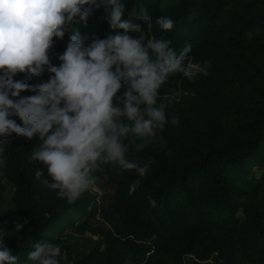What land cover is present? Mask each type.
I'll list each match as a JSON object with an SVG mask.
<instances>
[{
	"label": "trees",
	"instance_id": "1",
	"mask_svg": "<svg viewBox=\"0 0 264 264\" xmlns=\"http://www.w3.org/2000/svg\"><path fill=\"white\" fill-rule=\"evenodd\" d=\"M118 2L122 19L141 25L132 36L169 41L177 54L190 44L185 65H200L207 75L169 76L160 99L173 90L181 95L166 110L168 123L156 130L162 143L155 135L141 151L131 147L126 153L129 162L148 166L146 174L115 162L101 164L94 174L95 185L112 191L107 202L90 190L72 203L59 197L48 186L46 167L32 159L38 135L0 137V158L6 161L0 200L6 179L14 185V210L23 225L17 230V223L5 220L0 205V241L17 264L45 241L60 246V264H184L187 253L195 257L190 264H264V173H252L253 166L264 165V0ZM85 7L86 21L77 18L64 38H53L52 65L62 63L58 57L75 29L86 44L114 31L107 0ZM141 9L150 23L140 18ZM161 16L173 20L171 30L156 23ZM51 75L45 66L40 76L18 73L14 79L38 85ZM173 115L178 125L171 124ZM10 118L25 126L18 116ZM37 171L43 172L39 178ZM64 228L72 230L55 238Z\"/></svg>",
	"mask_w": 264,
	"mask_h": 264
},
{
	"label": "clouds",
	"instance_id": "2",
	"mask_svg": "<svg viewBox=\"0 0 264 264\" xmlns=\"http://www.w3.org/2000/svg\"><path fill=\"white\" fill-rule=\"evenodd\" d=\"M107 3L114 31L86 44L75 29L58 57L62 63L55 66L48 55L53 38H64L66 26L74 25L77 18L86 21L85 6L96 0H0V137L38 135L41 143L32 159L46 167L48 186L69 203L95 186L94 174L102 171L101 164L115 162L143 177L148 166L129 162L126 153L131 147L141 151L168 123L166 110L181 93L173 90L161 100V87L177 72L189 80L201 72L207 75L200 65H185L190 44L177 54L169 41L134 37L131 33L140 32L141 25L122 19L124 6L118 0ZM140 18L151 22L145 9ZM156 23L166 31L174 27L166 16ZM45 66L53 74L47 82L30 85L14 79L18 73L28 79L40 76ZM25 90L35 94L21 96ZM170 122L178 125L179 120L173 115ZM5 167L0 158V169ZM41 175L36 172L37 178ZM138 183L129 186L130 194ZM149 203L156 205L154 199ZM15 227L20 230L23 225ZM59 257L60 246L36 243L27 259L31 264H60ZM17 260L0 241V264H17Z\"/></svg>",
	"mask_w": 264,
	"mask_h": 264
},
{
	"label": "rangeland",
	"instance_id": "3",
	"mask_svg": "<svg viewBox=\"0 0 264 264\" xmlns=\"http://www.w3.org/2000/svg\"><path fill=\"white\" fill-rule=\"evenodd\" d=\"M157 137V140L159 143H162V139L160 138L157 133L155 134ZM252 173H255L256 175H262L264 173V165H255L252 168ZM4 182V188L1 192L2 198L0 200V205L2 207L1 213L4 216V219L12 222V223H17L19 218L17 217V213L14 210V204H13V195H14V185L12 182L7 181L6 179H3ZM92 193L95 194V197L97 200L101 202H107L111 200L112 198V191L110 188H101L97 185H95L93 188L90 189ZM72 229L70 228H64L62 232L59 234L55 235V238L60 236L61 238H65L69 232H71ZM83 235L90 236V232L86 231ZM92 237H97V235H91ZM49 243L48 241H45L43 244ZM192 256L188 254L187 256H184V262L185 264H190L192 261ZM19 264H31L30 261L28 260H23Z\"/></svg>",
	"mask_w": 264,
	"mask_h": 264
}]
</instances>
